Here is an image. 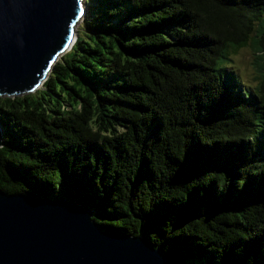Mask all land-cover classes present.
Listing matches in <instances>:
<instances>
[{
  "label": "trees",
  "instance_id": "1",
  "mask_svg": "<svg viewBox=\"0 0 264 264\" xmlns=\"http://www.w3.org/2000/svg\"><path fill=\"white\" fill-rule=\"evenodd\" d=\"M32 93L0 96V190L88 205L172 264H264V0H85ZM249 46L257 79L227 63Z\"/></svg>",
  "mask_w": 264,
  "mask_h": 264
},
{
  "label": "water",
  "instance_id": "2",
  "mask_svg": "<svg viewBox=\"0 0 264 264\" xmlns=\"http://www.w3.org/2000/svg\"><path fill=\"white\" fill-rule=\"evenodd\" d=\"M85 7V0H0V96L42 86L72 47ZM94 212L64 196L0 190V264H172L145 237L103 229Z\"/></svg>",
  "mask_w": 264,
  "mask_h": 264
},
{
  "label": "rangeland",
  "instance_id": "3",
  "mask_svg": "<svg viewBox=\"0 0 264 264\" xmlns=\"http://www.w3.org/2000/svg\"><path fill=\"white\" fill-rule=\"evenodd\" d=\"M80 22L76 26V30ZM230 68L234 69L243 83H256L258 72L255 65V54L249 46L239 48L237 51L231 53V61H227Z\"/></svg>",
  "mask_w": 264,
  "mask_h": 264
}]
</instances>
